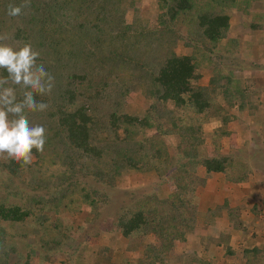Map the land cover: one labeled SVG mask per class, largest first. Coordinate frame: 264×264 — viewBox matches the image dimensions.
<instances>
[{
	"label": "trees",
	"instance_id": "obj_1",
	"mask_svg": "<svg viewBox=\"0 0 264 264\" xmlns=\"http://www.w3.org/2000/svg\"><path fill=\"white\" fill-rule=\"evenodd\" d=\"M22 3L0 0V33L14 48L31 44L55 86L36 97L48 110L28 114L46 128L43 152L27 166L0 160V264H223L225 246L227 261L264 264V249L246 242L264 208L240 216L246 204L230 205L224 185L245 182L250 167L218 144L235 111L264 126L263 85L233 72L264 81V65L246 66L239 53L255 46L263 60L264 40L231 36L234 14L264 28V0H30L7 15ZM213 120L220 126L205 133ZM207 143L218 152L206 154ZM131 177L136 188L123 185Z\"/></svg>",
	"mask_w": 264,
	"mask_h": 264
},
{
	"label": "clouds",
	"instance_id": "obj_2",
	"mask_svg": "<svg viewBox=\"0 0 264 264\" xmlns=\"http://www.w3.org/2000/svg\"><path fill=\"white\" fill-rule=\"evenodd\" d=\"M29 6L30 0L9 4L7 15L20 16ZM9 38L0 33V69L6 72L0 76V160L27 166L33 161V150L43 152L47 141L46 128L31 124L28 114L48 110L49 105L36 97L49 95L55 78L37 62L40 53L31 44L14 48L5 43Z\"/></svg>",
	"mask_w": 264,
	"mask_h": 264
},
{
	"label": "rangeland",
	"instance_id": "obj_3",
	"mask_svg": "<svg viewBox=\"0 0 264 264\" xmlns=\"http://www.w3.org/2000/svg\"><path fill=\"white\" fill-rule=\"evenodd\" d=\"M140 7L142 9L143 14L146 17H148L149 22H152L151 18H152L153 12L149 10L147 3L145 2L142 3ZM255 7H257V4L252 5V8H255ZM144 12H148V14H145ZM234 15L235 16L233 17V19H231V23H233L235 26L231 34L233 38H238L241 42H247L248 40H254L255 38L260 36L264 40V28L256 29L252 31L248 30L246 29V27L248 26L246 25L248 24V20L246 18H240L236 14ZM261 22L264 23V21H261ZM241 23L244 26H241ZM239 48L241 49L239 53L244 54V58L242 60L244 61V64L246 66H251L252 68V67H255V65L257 67L264 65V59L263 60L258 59V52L256 51L255 46H252V48L249 51H245L242 46H240ZM262 50L264 51L263 47H262ZM246 54L247 55L250 54V56L245 57ZM224 58L225 60L228 59L227 57H224ZM237 63L238 62H236V64ZM225 66L228 67V64L226 63ZM233 72L236 75H241L243 77V81H245V85H249L251 87L253 86L252 87L253 89L257 85H260V86L263 85L262 88L264 87V81L259 78L258 73H254L253 69L251 70L249 69L246 72L243 71L240 73L237 68L233 67ZM200 80L202 84L206 82V78L200 79ZM137 100L141 106H144L146 104V102L139 97L137 98ZM262 100H264V97H262ZM227 101H230V99H227ZM226 102H225V106H227V103H228ZM228 105L231 106V103L229 102ZM232 110L235 111L234 108ZM234 113H235L234 119L232 121H229V123L227 124V127L224 128L225 131L227 128L228 134L225 136H221L218 141V144L220 146L219 153L221 154V156H228V158L242 160L244 164L250 167V175L246 179V181L243 182L241 185H237V183H235L236 185H234V183H229V182H224V185L225 187H229V185H231L230 187L231 191H229L228 194L230 193L229 194L230 197L236 202L235 207L239 205L242 201H244V198H247V197H250L252 199L251 202L255 200V198H257L260 201V203H263L264 201V126H260L259 124H257V122L253 119V117L251 119L250 116L246 112H242V113L237 112L236 114V111H235ZM259 117L261 119H264V116L262 115V113H259ZM253 121H254V124H253ZM219 126H220V123L217 120H213V121L206 123V125H204L203 128L205 130V133L211 134ZM209 143H207L208 147L205 150L206 154L208 155L216 154L218 151L216 152L214 150L216 149L215 145L211 144L209 146ZM231 161L233 162L234 160L231 159ZM236 166L237 164H235L234 167ZM138 183L139 182L135 181L131 177V178H125L123 185L126 186L127 188H136ZM246 188L250 189V194L243 197L242 190H246ZM212 189H214V187H212ZM253 192L254 194H251ZM108 197H109L107 198L108 200L110 201L112 200L116 202V201H119L122 197L126 198L127 196L121 195L120 197L119 195H116L110 192ZM257 206H258L259 211H261L260 209L264 208V206H260L258 203H257ZM110 209L112 210L111 206H110ZM244 214L245 212H240V216ZM107 219L105 218L104 221L99 223L98 227L100 229L99 234H101L103 238V244L109 248L111 246V242L108 241L109 234L107 232V229H108L109 220ZM224 231L226 232L227 230H224ZM83 237L79 239L77 238L76 244L81 243ZM17 241H18L19 250L20 252H22L23 247H24L23 246L24 242L18 239ZM87 241H88V245H92L93 247L94 245H96V239L94 242L91 239L88 240V237L85 236L83 243ZM116 251L118 250L116 249ZM208 254L211 255V252L208 251ZM104 257L108 259V252H106V256L104 255ZM174 262L175 261H172L170 262V264H173Z\"/></svg>",
	"mask_w": 264,
	"mask_h": 264
},
{
	"label": "crops",
	"instance_id": "obj_4",
	"mask_svg": "<svg viewBox=\"0 0 264 264\" xmlns=\"http://www.w3.org/2000/svg\"><path fill=\"white\" fill-rule=\"evenodd\" d=\"M242 184V183H241ZM241 184H237V185H241ZM236 185V184H234ZM230 187L231 185H229V187H226L227 189L230 190ZM250 194V189L249 188H246V190H242V196H246V195H249ZM251 194H254L251 193ZM252 196V195H250ZM251 198L250 197H247V198H244V205L246 204V209L242 210L243 212H245V216H247L248 213H246L248 210L247 208H250L252 204H254L255 202L258 203L260 206H264V203H260V201L255 198V200H253L251 202ZM230 205L232 206H235L236 205V202L234 200H231L230 201ZM258 210V206H257V209ZM251 213H249L250 215ZM242 215V216H244ZM255 226L254 228L251 227V226ZM250 226V229H249V232L247 233V236H248V240L246 241L247 243L250 244V246H257L256 248H263L264 249V215L261 214L260 212H256V219L254 220V222L252 223V225ZM227 226H222L220 227L217 231L218 232H222L224 233L225 231L224 230H227L224 234H228L229 233V230L226 228ZM253 228V229H252ZM230 236H234L235 238H237L238 236H235V233L234 234H231ZM229 243L232 244H236V242H232L231 238L229 239ZM233 246V244L231 245ZM230 246H225L223 248V250H221V248L219 247L220 249V257L219 259L221 260V263L223 264H239L238 262H236L235 260H230V261H227L226 258H225V251L229 249ZM212 246L210 248L207 249V252L206 254L209 256L208 254V251L211 252V257H212V252H214V250H212ZM249 260H251V264H256L257 261H254L252 257L249 258ZM240 262V261H239ZM250 264V263H249Z\"/></svg>",
	"mask_w": 264,
	"mask_h": 264
}]
</instances>
